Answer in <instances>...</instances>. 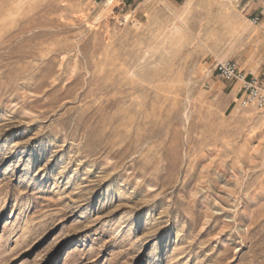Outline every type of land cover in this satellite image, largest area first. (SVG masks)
I'll return each instance as SVG.
<instances>
[{
    "label": "rangeland",
    "instance_id": "rangeland-1",
    "mask_svg": "<svg viewBox=\"0 0 264 264\" xmlns=\"http://www.w3.org/2000/svg\"><path fill=\"white\" fill-rule=\"evenodd\" d=\"M258 2L0 0V264H264Z\"/></svg>",
    "mask_w": 264,
    "mask_h": 264
},
{
    "label": "built area",
    "instance_id": "built-area-1",
    "mask_svg": "<svg viewBox=\"0 0 264 264\" xmlns=\"http://www.w3.org/2000/svg\"><path fill=\"white\" fill-rule=\"evenodd\" d=\"M259 20V15L251 19L254 24ZM215 70L224 80L239 84L237 104L240 107L264 109V80L243 70L234 59L217 62Z\"/></svg>",
    "mask_w": 264,
    "mask_h": 264
},
{
    "label": "crops",
    "instance_id": "crops-1",
    "mask_svg": "<svg viewBox=\"0 0 264 264\" xmlns=\"http://www.w3.org/2000/svg\"><path fill=\"white\" fill-rule=\"evenodd\" d=\"M256 10L253 12L255 15H259L260 20L256 26L257 34L259 36L260 42L264 43V0H259L258 4L255 6Z\"/></svg>",
    "mask_w": 264,
    "mask_h": 264
}]
</instances>
